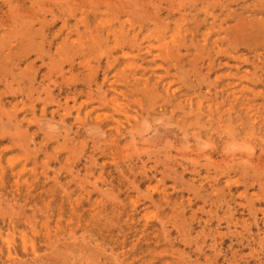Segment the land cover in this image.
I'll use <instances>...</instances> for the list:
<instances>
[{
    "label": "rangeland",
    "instance_id": "1",
    "mask_svg": "<svg viewBox=\"0 0 264 264\" xmlns=\"http://www.w3.org/2000/svg\"><path fill=\"white\" fill-rule=\"evenodd\" d=\"M0 264H264V0H0Z\"/></svg>",
    "mask_w": 264,
    "mask_h": 264
}]
</instances>
